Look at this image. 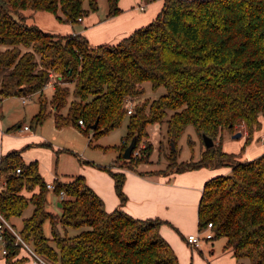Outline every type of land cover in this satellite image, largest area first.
I'll return each mask as SVG.
<instances>
[{"label": "trees", "instance_id": "16d2710c", "mask_svg": "<svg viewBox=\"0 0 264 264\" xmlns=\"http://www.w3.org/2000/svg\"><path fill=\"white\" fill-rule=\"evenodd\" d=\"M83 1L0 0V97L38 92L39 110L33 118L41 123L47 104L40 96L55 76L49 104L56 111L67 102V84L74 86L67 116L53 113L57 127H78L80 119V129L87 130L97 120L92 130L97 139L127 118L123 143L114 147L117 159L100 167L114 180L120 205L126 202L125 173L113 171L114 163L121 160L123 168L134 171L142 163L140 156L122 158L130 139L136 135L135 149L144 139L149 157L153 145L147 126L165 124L170 153L165 156L174 172L230 168L229 174L204 183L198 229L211 223L212 238H224L237 261L264 264V152L240 161L222 146L223 134L237 127L245 129L249 143L260 118L264 120V0H163L155 19L116 45L93 46L80 33L45 32L26 22L24 12L29 10L53 13L70 25L79 23L78 18L88 14ZM118 1L106 0L109 16L120 12ZM88 4L91 11L97 9V0ZM145 82L152 91L162 87L165 92L139 104ZM188 126L203 148L198 160L176 166L171 144L177 145ZM13 128L20 127L7 131ZM201 132L213 138L214 146L204 147ZM0 178V212L10 221L33 206L21 219L19 235L46 264H178L159 232L162 221L136 219L122 208L107 212L84 176L65 185L53 181V195L63 192L59 214L47 210L49 191L36 161L25 163L18 151L7 152L0 157ZM46 222L49 237L43 230ZM69 229L79 231L69 235ZM5 247V264L31 262L9 232Z\"/></svg>", "mask_w": 264, "mask_h": 264}, {"label": "rangeland", "instance_id": "374dc122", "mask_svg": "<svg viewBox=\"0 0 264 264\" xmlns=\"http://www.w3.org/2000/svg\"><path fill=\"white\" fill-rule=\"evenodd\" d=\"M117 5L120 12L116 15L109 16L106 0H97V9L95 11H91L89 9L88 0H84L83 8L88 11V14L82 17V22L73 25L59 20L55 14L47 11L31 13V11L28 10L24 13L28 14V21L30 24L37 26L45 32L65 35L67 34L65 29L68 27L82 34L87 40L94 41L92 44L93 46L102 44L116 45L122 38L130 35L135 29L141 28L148 23L144 22V24L140 26H135L133 30H127L130 21L135 23L136 18L147 16L152 9L156 7L155 16L152 18L155 19L162 9V0H119ZM139 6H143L144 9L140 10ZM30 13L31 15H29ZM57 15L61 17L60 12H58ZM124 33L127 34L124 35ZM50 80L51 83L47 84L49 86L43 89V96H40V99L47 104L46 116L41 123H35L33 118L39 110L38 92L26 97H0L1 128L2 131L5 133L7 132L9 136L6 139L0 138V151H18L25 163L36 161L39 173L42 179L47 183L53 182V178L56 177L59 184L65 185L71 183L75 177L81 175L84 176L86 183L91 187L88 183V178H90V180L94 178L90 174L89 169L101 170L100 167L109 166L116 160L119 152L115 150L114 147L118 145L121 138L126 135L127 118L122 121L120 126L97 139L92 138L93 131L90 128L82 130L77 126L69 124L57 127L55 125L53 113L58 112L64 117L67 116L69 105L74 99V86L72 84H67V89L69 90L67 102L62 108L56 111L49 104L53 90L52 83L54 84L56 80L55 76ZM143 88L144 94L138 100L139 104L145 102L146 99H155L165 92L162 87L158 88L156 91H152L148 82L143 84ZM22 98H25V102H22ZM260 122V128L253 132L252 140L249 143H245L246 132L243 127H237L232 132V134H234L240 131L242 135L239 138H231L232 134L225 132L222 136L223 148L227 150L230 149L232 151L231 153L235 154L240 161H245L246 157L255 155L258 151L264 149V120L260 118ZM25 125L29 127L28 131L21 130ZM13 126H19L20 130L18 128H13L7 131ZM147 132L150 137L149 140L153 145V151L149 157L145 155L144 150L146 148V141L143 139L138 145L139 148L135 149L139 154L134 155V157L140 156L142 160V163L137 165L136 168H146L162 172L174 171V167L168 166L165 156L170 154L166 138V125L163 124L160 127L156 124L149 125L147 126ZM33 136H38V138L33 139ZM39 136L41 138H39ZM188 139H191V145H189ZM89 140L92 141L90 144ZM202 148L203 146L193 128L188 126L186 131L179 138L177 145L173 148L174 156L171 157L172 164L174 162L177 166L180 163L198 160L200 149ZM5 152L2 156L7 153ZM2 156L0 155V157ZM114 165L123 167L124 163L118 160ZM3 186V179L0 178V189H2ZM52 194V192H49L47 195V210L59 213L55 198ZM26 195L29 196V194ZM32 209L33 206L29 205L24 210L21 218L10 219L9 222L18 234L22 228L21 219L28 217ZM171 228L176 232V236L181 241L176 228H174V226ZM43 230L44 234L49 237L50 225L48 222L43 225ZM78 231L79 230L69 229L68 233L69 235H75ZM197 231L198 225L192 234H196ZM206 233L207 231L205 229H201L199 237L204 239ZM209 244H212L213 247V257L222 256L229 252L224 238H212ZM1 251L2 245L0 244V264H5V256ZM192 252L188 249L186 258L178 257L175 253L178 258V264H180V261L184 264L186 260L187 264H191L192 257L195 256V254H193V256L191 255ZM194 252H196V256H198L204 264H212L210 262L211 254H209L208 250L201 249L200 252ZM21 262L22 264L25 263L24 261ZM242 264H247V262L243 261Z\"/></svg>", "mask_w": 264, "mask_h": 264}, {"label": "crops", "instance_id": "0c3cea01", "mask_svg": "<svg viewBox=\"0 0 264 264\" xmlns=\"http://www.w3.org/2000/svg\"><path fill=\"white\" fill-rule=\"evenodd\" d=\"M155 12L156 7L153 8L147 16L136 18L135 23L130 21L129 28H127V30H133L135 26H140L144 24V22L150 23L153 20L152 18L155 16ZM26 22L30 24L28 18H26ZM65 31L67 34L77 33L73 28L68 27ZM125 34L127 33H124V35ZM93 42L94 41H89L91 45ZM78 127L81 128L79 125ZM8 137V133L2 131L0 119V138L6 139ZM33 137V139L38 138V136ZM39 138L41 137L39 136ZM122 139L123 137L118 145L123 143ZM223 150L230 153L232 152L230 149L227 150L223 148ZM4 152L5 151L1 150L0 155L2 156ZM263 152L264 149L258 151L255 155L246 157V160L252 159ZM113 166V171H121L125 173L123 193L126 196V202L123 205H120L119 199L114 191V180L108 173L95 168L97 170L96 171L91 168L89 169V172L94 179L90 180V178L87 177L89 185L103 200L104 208L107 212H111L117 208H122L127 214L136 219H156L162 221L163 223L159 227L161 236L169 243L178 257L186 258L188 249L191 252L193 251L191 255L193 256V254H195V256L192 257L191 264H204L199 257L196 256V252H194H200L201 249L209 251V254H211L210 262L212 264H242L243 261H245H237L232 255L231 250H229V252L225 255L213 257V247L212 244H209L211 239L202 240L200 246L196 248L189 245L185 239L187 235L192 234V232L197 228V209L204 183L214 176L229 174V167H203L178 173L174 171L162 172L146 168H136L132 171L127 170L120 165ZM54 180L57 181L56 177L53 178V181ZM53 197L55 198L57 206L60 197L55 195H53ZM57 208L60 213V208L58 206ZM170 226H174V228H176L181 241L176 236V232ZM27 263L33 264V262ZM180 264H182L181 261ZM184 264H187V260Z\"/></svg>", "mask_w": 264, "mask_h": 264}, {"label": "built area", "instance_id": "2783aa9c", "mask_svg": "<svg viewBox=\"0 0 264 264\" xmlns=\"http://www.w3.org/2000/svg\"><path fill=\"white\" fill-rule=\"evenodd\" d=\"M140 9L142 10L143 7L140 6ZM82 17L78 18V21H82ZM50 84V83H49ZM49 86V85H48ZM22 102H25V98H22ZM132 103H128L127 106V113L130 114L132 111ZM78 125L81 127H84V123L82 120H78ZM24 130H28L29 127L28 126H24L23 127ZM132 155H138V152L136 150L133 151ZM16 173H19L20 170L19 168H17L15 170ZM54 183L53 182H49L46 183V188L48 189L49 192H53L54 190ZM59 197L62 198L63 197V192H60ZM212 224L208 223L206 225L205 229L207 231L204 239H201L199 237V232L200 230L198 229L196 234H189L186 236V242L191 245L192 247L196 248L199 247L202 240H209L212 239L213 233H212ZM7 232L11 233L14 238H15V245L17 243L21 244V246L26 250V252L30 255L31 261L33 262V264H46L44 262V260L35 253V251L26 243L24 242V240L20 237V235L17 233V231L12 227L11 223L2 215V213L0 212V244L2 245V254H6V247H5V236L7 235Z\"/></svg>", "mask_w": 264, "mask_h": 264}, {"label": "water", "instance_id": "95a60500", "mask_svg": "<svg viewBox=\"0 0 264 264\" xmlns=\"http://www.w3.org/2000/svg\"><path fill=\"white\" fill-rule=\"evenodd\" d=\"M97 125V120L89 127L90 129L94 130ZM201 138L204 144L205 148H210L214 146L215 142L212 137L206 135L204 132H201ZM242 133L240 131L235 132L234 134L231 135V138H239L241 137ZM135 145H136V135H134L131 139L129 144L125 147L123 153H122V158L125 160H129L132 156L133 151L135 150ZM171 148L173 149V145L171 144ZM57 206L60 208V203L57 204Z\"/></svg>", "mask_w": 264, "mask_h": 264}]
</instances>
